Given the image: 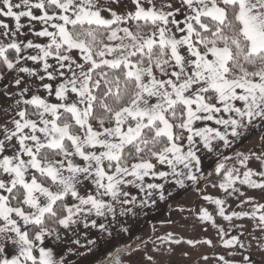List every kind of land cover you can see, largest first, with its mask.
<instances>
[{
    "label": "snow or ice",
    "instance_id": "1",
    "mask_svg": "<svg viewBox=\"0 0 264 264\" xmlns=\"http://www.w3.org/2000/svg\"><path fill=\"white\" fill-rule=\"evenodd\" d=\"M109 3L123 10L97 0H0V17L14 21L0 20V71L16 74V93H3L12 103L0 113V264H61L40 246L56 231L48 224L69 229L114 214L117 204L135 203L129 186L163 200L164 185L145 178L197 182L199 152L228 148L229 136L264 121V0ZM21 18L40 22L33 35L46 42L18 39ZM218 157L225 161L214 169L220 189L240 196L237 184L264 189V151L237 152L231 167L232 157ZM253 157L259 170L249 166ZM203 198L224 220L247 217L264 233V203L228 215L224 201ZM200 219L213 217L201 209ZM219 234L223 247H245L222 228ZM253 238L264 250V236ZM158 239L181 243L171 234ZM9 245L16 249L10 258Z\"/></svg>",
    "mask_w": 264,
    "mask_h": 264
},
{
    "label": "rangeland",
    "instance_id": "2",
    "mask_svg": "<svg viewBox=\"0 0 264 264\" xmlns=\"http://www.w3.org/2000/svg\"><path fill=\"white\" fill-rule=\"evenodd\" d=\"M261 151H264V135L256 141L255 145L241 148L239 153L255 152L258 154ZM232 158L227 162L229 167L233 166L235 155ZM236 166L239 167V165ZM249 166L254 170H259V161L253 157ZM253 178L259 179L258 177ZM221 179V176H213L203 181L194 193L173 202L163 217L156 220L149 228L138 232L131 241L117 248V250L122 249V252L119 251V255L115 256V262L117 264H223L219 260V257L223 256L232 264H240L243 254L249 256V264H264V250L258 246L260 241L253 238L264 236V233L255 228L256 224L253 220L247 217H233L230 221L224 220L218 215L217 205L203 198L207 195L224 201L221 206L224 207L226 214L231 215L232 212L253 210L251 204H242V200L250 198L251 202H255L254 200L264 202V189H252L237 184L245 195L240 196L239 193L229 195L228 192L218 187ZM228 191L230 192L231 189ZM201 209L206 210L213 219L211 221L201 220ZM221 228L228 233L225 239L236 236L245 247L243 249L223 247L219 234ZM168 234H171L174 239L181 240V243H171L167 240L162 242L158 239ZM189 240L194 242L210 240L211 245L189 244L187 243ZM148 257L151 259L149 260ZM105 263L106 261H100L98 264Z\"/></svg>",
    "mask_w": 264,
    "mask_h": 264
},
{
    "label": "crops",
    "instance_id": "3",
    "mask_svg": "<svg viewBox=\"0 0 264 264\" xmlns=\"http://www.w3.org/2000/svg\"><path fill=\"white\" fill-rule=\"evenodd\" d=\"M97 2L102 9L113 8L116 11L123 10L122 8L109 3V0H97ZM129 7L131 6L129 5ZM103 14L105 16L109 15L106 11ZM0 20L8 23L11 27H14V21L12 19L0 17ZM20 23L24 25V27L21 29L23 35L18 34V39L25 41L33 40L36 43L46 42L45 38H38L33 35L34 31L40 30V22H29L27 18H21ZM0 31H2V29H0ZM73 55H75V53H73ZM26 66L32 67V62H27ZM13 75L16 74L7 73L1 83L0 113L12 103V101L3 95V93L5 91L13 94L16 93V88L13 86L11 80V76ZM45 82L47 83L49 81L45 80ZM25 83L32 87L34 93L41 96L46 95L42 90H38L32 85V82L27 77H25ZM36 84H39V81H36ZM50 99L54 102V97H51ZM195 126L219 127L214 125L211 121H197ZM263 135L264 121L257 119L248 128L242 130L240 136L235 138L229 136L231 143L228 148L220 147L213 153H208L207 150H202L198 153L202 161V171L195 173L199 177L197 182L185 180L184 187H179L174 182H171V177L168 178V181L145 178L146 183L154 182L164 185L163 200L159 198V193L157 191H154L153 195L149 198L146 196L145 192H141L138 188L129 186L126 189L130 193L128 199H131L133 196L136 197L135 203L127 205L117 204L115 206L114 214H106L103 217L92 215L86 219H81L79 223L73 225L69 229L61 227L58 233L45 236L40 246L52 250L54 257L61 261V264H98L100 261H106L111 254L118 251L122 252V249L117 250L122 244L129 240L131 241L134 238L133 236L137 235L138 232L149 228L156 220L163 217L173 202L194 193L196 188L201 185L203 181L216 176L214 169L217 163L225 162L222 157H218V153L222 152L224 155L232 157L239 152L241 148L255 145L256 141H259ZM215 143L222 144V142H214V144ZM158 168L159 170H168L165 166H158ZM145 200H147V203H143ZM122 209H130V211L121 214ZM147 218L149 219L147 220ZM92 221L96 222V227L92 226ZM85 224H87V227ZM100 224L104 225L103 229L99 227ZM15 254L16 249L9 245L6 248L5 255L10 258Z\"/></svg>",
    "mask_w": 264,
    "mask_h": 264
},
{
    "label": "trees",
    "instance_id": "4",
    "mask_svg": "<svg viewBox=\"0 0 264 264\" xmlns=\"http://www.w3.org/2000/svg\"><path fill=\"white\" fill-rule=\"evenodd\" d=\"M7 74V72L6 71H0V76H3V79H4V77H5V75ZM3 79H0V86H1V83H2V81H3ZM217 183V182H216ZM255 202H251L250 204H251V206H252V204H262V203H264V202H258V200H254ZM249 219V218H248ZM253 223H258V221H255V220H253ZM49 228H53V227H55L56 228V231L55 232H53L51 235H54V234H56V233H58L59 231H60V226H58V225H55V224H48L47 225ZM34 254L35 255H39V252H38V250H36L35 252H34ZM119 255V251L118 252H115V253H113V254H111L110 255V257H115V256H118ZM109 257V258H110Z\"/></svg>",
    "mask_w": 264,
    "mask_h": 264
},
{
    "label": "water",
    "instance_id": "5",
    "mask_svg": "<svg viewBox=\"0 0 264 264\" xmlns=\"http://www.w3.org/2000/svg\"><path fill=\"white\" fill-rule=\"evenodd\" d=\"M105 264H116V263L112 260V258H110L108 261H106Z\"/></svg>",
    "mask_w": 264,
    "mask_h": 264
},
{
    "label": "flooded vegetation",
    "instance_id": "6",
    "mask_svg": "<svg viewBox=\"0 0 264 264\" xmlns=\"http://www.w3.org/2000/svg\"><path fill=\"white\" fill-rule=\"evenodd\" d=\"M115 262V257H110ZM110 258H108L106 261H108ZM116 263V262H115ZM117 264V263H116Z\"/></svg>",
    "mask_w": 264,
    "mask_h": 264
}]
</instances>
